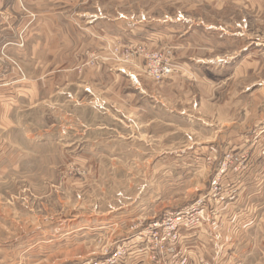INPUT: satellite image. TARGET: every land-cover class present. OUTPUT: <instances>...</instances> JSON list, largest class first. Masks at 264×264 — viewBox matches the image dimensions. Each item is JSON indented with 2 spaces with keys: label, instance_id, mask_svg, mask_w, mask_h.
Returning a JSON list of instances; mask_svg holds the SVG:
<instances>
[{
  "label": "rangeland",
  "instance_id": "374dc122",
  "mask_svg": "<svg viewBox=\"0 0 264 264\" xmlns=\"http://www.w3.org/2000/svg\"><path fill=\"white\" fill-rule=\"evenodd\" d=\"M4 3L0 264H150L129 238L200 201L188 264H264V0Z\"/></svg>",
  "mask_w": 264,
  "mask_h": 264
},
{
  "label": "built area",
  "instance_id": "2783aa9c",
  "mask_svg": "<svg viewBox=\"0 0 264 264\" xmlns=\"http://www.w3.org/2000/svg\"><path fill=\"white\" fill-rule=\"evenodd\" d=\"M205 214L200 201L153 219L146 229L129 238L133 241L135 255L148 259L150 264H188V256L183 250V242L187 239L184 234L200 228ZM125 255L123 247L115 249L102 259V264H117Z\"/></svg>",
  "mask_w": 264,
  "mask_h": 264
},
{
  "label": "crops",
  "instance_id": "0c3cea01",
  "mask_svg": "<svg viewBox=\"0 0 264 264\" xmlns=\"http://www.w3.org/2000/svg\"><path fill=\"white\" fill-rule=\"evenodd\" d=\"M4 2H5V0H0V13L3 12V14H4L7 12L9 14L8 8L5 7ZM0 16H1V14H0ZM14 23H15V20L12 17L9 21H3L0 24V49L2 51H4V50L8 51V49L10 47H13V46H14L13 48L19 49L16 47L15 44L20 42L22 39H18L17 38L18 36L16 38H11L13 31H12V29L10 30V27H13ZM25 31L24 32L22 31V32L25 33ZM140 32L142 34H144L143 31H140ZM21 33H20V35L22 37L23 33L22 34ZM114 33H115V35L119 34L115 31H114ZM25 43H24V46H25ZM18 47H20V46H18ZM20 51L23 52V49ZM8 55H10V54L8 53ZM10 86H11V80H10V75H9V65H8L7 61H5V59H2V62H0V103L1 104H3V103L5 104L6 101H8V102L10 101V89H11ZM259 133H264V125L262 126L261 130H259ZM209 217L214 220L215 214H211V216L209 215ZM199 232H201V229L199 230ZM132 264H134V263H132Z\"/></svg>",
  "mask_w": 264,
  "mask_h": 264
}]
</instances>
